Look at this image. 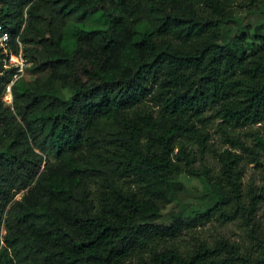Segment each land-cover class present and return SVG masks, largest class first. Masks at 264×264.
<instances>
[{
  "label": "trees",
  "instance_id": "trees-1",
  "mask_svg": "<svg viewBox=\"0 0 264 264\" xmlns=\"http://www.w3.org/2000/svg\"><path fill=\"white\" fill-rule=\"evenodd\" d=\"M263 8L0 0V25L37 74L15 81L10 104L0 62V264H264V186L244 188L246 166L264 165V137L236 133L264 123V25L225 32ZM212 120L235 149L211 148ZM212 150L216 173L196 164ZM182 175L205 183L204 208L163 224ZM212 220L238 222L244 237L180 242Z\"/></svg>",
  "mask_w": 264,
  "mask_h": 264
},
{
  "label": "rangeland",
  "instance_id": "rangeland-1",
  "mask_svg": "<svg viewBox=\"0 0 264 264\" xmlns=\"http://www.w3.org/2000/svg\"><path fill=\"white\" fill-rule=\"evenodd\" d=\"M264 25V8L256 14H241L240 21L232 25L225 27L226 35H234L235 33H245L253 35L256 27ZM93 26L92 22H87L83 24L82 27L91 28ZM257 46V43L251 39L248 41V47ZM31 70V63L25 68L24 78L30 79L36 77ZM64 93L69 94L68 89H63ZM3 97V96H2ZM4 100L6 98H3ZM7 102V101H6ZM10 102V101H9ZM12 102H10L11 104ZM219 120H212L207 124V130L210 136V144L213 150H223L225 148L235 149L231 146L230 143L225 142L221 130L218 128ZM259 132L264 137V123H255L247 125L243 128L236 130V133H239L243 139L246 140L248 144H254V134ZM208 151L203 161H199L197 166H202L206 164L211 168L212 173L219 171L220 165L216 158L214 151ZM184 184V189L180 193L177 201L169 205L162 215L161 223L169 224L173 218V211L181 209V213L185 216L189 215L194 211L201 210L204 208L205 202V183L196 176L191 175H182L180 178ZM250 184L264 186V165H257L255 163L249 164L246 166V172L244 176V188ZM24 194V191H19L15 199H20ZM259 216L262 218L264 216V205H262ZM6 230L3 229V233ZM223 234L233 240H242L244 237V229L236 221L220 223L217 220H212L206 222V224L196 225L192 227V230L185 231L183 236L180 238V242L184 245H188L193 239V235L203 237V238H214L217 235Z\"/></svg>",
  "mask_w": 264,
  "mask_h": 264
},
{
  "label": "built area",
  "instance_id": "built-area-1",
  "mask_svg": "<svg viewBox=\"0 0 264 264\" xmlns=\"http://www.w3.org/2000/svg\"><path fill=\"white\" fill-rule=\"evenodd\" d=\"M20 46L21 42L19 41ZM0 62L3 63L6 69H12V78L7 84L3 98L8 103L13 101V84L15 81L23 77L25 68L31 62L27 60L23 54L22 49L16 53L12 49L10 33L0 25ZM10 101V102H9Z\"/></svg>",
  "mask_w": 264,
  "mask_h": 264
}]
</instances>
